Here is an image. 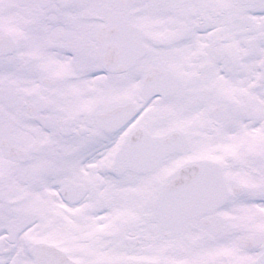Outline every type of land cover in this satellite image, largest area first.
<instances>
[{
  "label": "snow or ice",
  "instance_id": "snow-or-ice-1",
  "mask_svg": "<svg viewBox=\"0 0 264 264\" xmlns=\"http://www.w3.org/2000/svg\"><path fill=\"white\" fill-rule=\"evenodd\" d=\"M0 264H264V0H0Z\"/></svg>",
  "mask_w": 264,
  "mask_h": 264
}]
</instances>
